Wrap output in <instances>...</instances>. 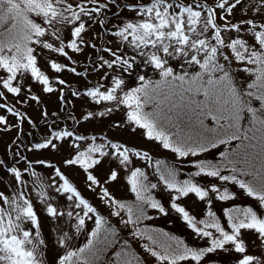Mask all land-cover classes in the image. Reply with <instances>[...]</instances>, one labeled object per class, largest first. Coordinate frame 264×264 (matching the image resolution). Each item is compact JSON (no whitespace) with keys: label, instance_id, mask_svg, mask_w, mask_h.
<instances>
[{"label":"snow or ice","instance_id":"snow-or-ice-1","mask_svg":"<svg viewBox=\"0 0 264 264\" xmlns=\"http://www.w3.org/2000/svg\"><path fill=\"white\" fill-rule=\"evenodd\" d=\"M9 134L0 264H264V0H0Z\"/></svg>","mask_w":264,"mask_h":264},{"label":"rangeland","instance_id":"rangeland-1","mask_svg":"<svg viewBox=\"0 0 264 264\" xmlns=\"http://www.w3.org/2000/svg\"><path fill=\"white\" fill-rule=\"evenodd\" d=\"M74 58L77 59V60H83V59H84V56H79V55H78V56H76V57H74ZM67 75H68V74H65V76H67ZM9 99L11 100V97H9ZM55 110H56V108H51V109H50V111H55ZM30 114H31V113H30ZM24 127H25V131H27L29 126H28L27 124H25ZM11 135H14V134H9V135H3V136H0V151L3 150V146H4V144H7V143H10V142H11V140H10V136H11ZM159 158L166 159V158H167V154L162 155V156H160ZM69 175H70V176L72 177V179L75 180V182L79 185L80 190L83 192L84 196H85L86 198H89L90 202L93 203V205L96 206V207L98 208V210L100 211V213L103 214V215H107L106 210H105V208L102 206V204H101V202L99 201V199L95 198L91 192H88V191H86V190L84 189V185H83V181H82V179H81V176L76 175L75 173H69ZM181 178H184V177H181ZM113 192H114V194H115L117 197H121V196H125V195H127V197H128L129 200L134 199V195H133V194L125 193L124 190H123L122 188L119 189V190H117V189H113ZM157 198H158V199H161V200L163 201L166 197L164 196V194L161 193L160 195L157 196ZM184 206H186V209H187V210L192 211V208H191V206H190V202H189V201H186V203H185ZM215 210L217 211V214L220 215L221 218L223 219V216H222V210L219 209V208H217V209H215ZM193 214H195V213H193ZM200 218H203V217H200ZM109 219H110L111 223H114V224L116 223V225L118 226V229L122 232L123 235H125V236L127 237V235H126V234H127V229H124V228H123V225L117 223V218H115V217H111V218H109ZM172 221H175V220L173 219ZM182 229H183V228H182ZM185 234H188V233H185ZM127 238L130 239V237H127ZM83 242H86V241H84V239L81 238L80 243H83ZM133 248L136 250V252H139L138 254H143V249L140 248L138 244H133ZM110 251H111V250H110Z\"/></svg>","mask_w":264,"mask_h":264},{"label":"trees","instance_id":"trees-1","mask_svg":"<svg viewBox=\"0 0 264 264\" xmlns=\"http://www.w3.org/2000/svg\"><path fill=\"white\" fill-rule=\"evenodd\" d=\"M222 150V149H221ZM210 158H214V157H210ZM247 203H251V201H246L245 204H242V206H246ZM175 221H172L171 223L166 222L165 220H158L156 221L154 224L145 221L144 225L148 226V227H156V228H162L164 231L170 232L173 235H176L182 239L185 240L186 243L192 244L193 240L192 237L190 235L191 230L187 229L184 226V222L177 219V218H173ZM113 227H116L118 230V234H120L121 236H125L122 234V232L118 229V226L116 225V223H112ZM183 228V229H182ZM188 233V234H185ZM126 237V236H125ZM127 238V237H126ZM196 243H200L199 241H197ZM135 250V249H134ZM136 251V250H135ZM139 253V252H137Z\"/></svg>","mask_w":264,"mask_h":264}]
</instances>
